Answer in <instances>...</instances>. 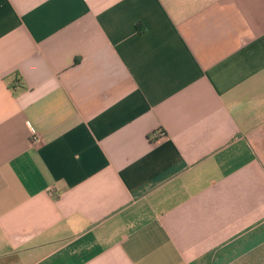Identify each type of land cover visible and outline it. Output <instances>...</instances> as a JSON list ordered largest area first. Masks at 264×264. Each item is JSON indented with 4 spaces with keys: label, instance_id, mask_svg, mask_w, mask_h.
<instances>
[{
    "label": "crops",
    "instance_id": "0c3cea01",
    "mask_svg": "<svg viewBox=\"0 0 264 264\" xmlns=\"http://www.w3.org/2000/svg\"><path fill=\"white\" fill-rule=\"evenodd\" d=\"M0 264H264V0H0Z\"/></svg>",
    "mask_w": 264,
    "mask_h": 264
},
{
    "label": "built area",
    "instance_id": "2783aa9c",
    "mask_svg": "<svg viewBox=\"0 0 264 264\" xmlns=\"http://www.w3.org/2000/svg\"><path fill=\"white\" fill-rule=\"evenodd\" d=\"M159 136H163L164 132H159ZM32 142L35 144H40L42 142L41 137L37 135L36 131L32 128Z\"/></svg>",
    "mask_w": 264,
    "mask_h": 264
}]
</instances>
